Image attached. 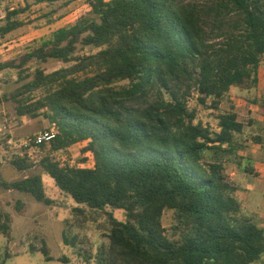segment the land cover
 <instances>
[{
	"label": "trees",
	"instance_id": "trees-1",
	"mask_svg": "<svg viewBox=\"0 0 264 264\" xmlns=\"http://www.w3.org/2000/svg\"><path fill=\"white\" fill-rule=\"evenodd\" d=\"M30 1L62 0H24V10H11L2 20L1 37L24 25L17 16ZM88 6L50 39L27 47L18 59L0 61V73L16 69L20 83L0 104L11 100L19 117H42L58 130L39 146L48 150L37 164L25 153L11 165L40 168L72 200L77 216L105 217L108 242L85 253L87 264L262 261L264 227L243 214L240 187L226 166L243 147L238 138L245 125L235 112L220 115L218 132L195 124L188 99L195 92L217 108L232 87H257L264 0H88ZM86 48L95 51L79 53ZM51 60L70 65L51 73L25 71L29 62ZM42 89L45 94L34 97ZM80 143L93 167L55 160L54 153ZM207 152L214 158L204 163ZM0 190L53 203L38 174L14 181L0 174ZM167 210L175 219L169 229L162 222ZM0 232H10L2 213ZM37 251L54 260L47 247Z\"/></svg>",
	"mask_w": 264,
	"mask_h": 264
},
{
	"label": "rangeland",
	"instance_id": "rangeland-1",
	"mask_svg": "<svg viewBox=\"0 0 264 264\" xmlns=\"http://www.w3.org/2000/svg\"><path fill=\"white\" fill-rule=\"evenodd\" d=\"M25 6L24 0H0V25H4L2 20L5 19L7 12L14 9L24 10ZM88 9V0H62L52 5L34 4L30 1V8L17 16L24 25L5 37L0 36V61L18 59L27 47L50 39L55 30L75 23ZM94 51L92 48H86L79 53L89 54ZM69 65L54 60L38 64L33 61L28 63L25 71H33L40 67L46 73H51ZM18 78L19 73L16 69H7L0 73L2 99L9 97L20 85ZM45 91L46 89H42L33 95L38 98L44 95ZM254 91L233 88L217 108L213 99L210 98L203 103L198 94L193 92L188 99V108L195 115V124L208 126L215 132L219 131V117L222 114L235 112L244 123V132L238 138L243 147L237 156L227 159L226 166L228 173L241 186L240 193H236V196L244 206L243 214L253 217L264 227V165L260 164L258 168H253L255 174L250 175L254 178L260 176L256 180L242 178L240 172L241 168L250 166L248 160H257L259 165L258 158H264V149L257 150L256 141H253L257 136L262 137L264 146V123L259 120V115L264 113V102L261 103L262 106L258 104V100L253 103L256 95ZM49 130L58 134V130L42 117L35 119L19 117L15 102L6 100L0 104L2 178L14 181L34 174L41 175L47 194L53 200L51 205H45L29 195L14 190H0V213L7 216L10 222L9 235L5 236L0 232V264H87L84 259L85 253H96L102 244L108 242L104 227L107 223L102 214L88 212L85 216H77L72 200L62 195L51 178L40 168L18 171L11 165L10 162L15 156L23 157L25 153L37 164L48 148L43 150L33 145H28L29 149L24 148L37 134ZM85 146L86 143H80L56 152L55 160L61 166L91 168L94 165L93 157L89 153H83ZM213 158L212 153L207 152L206 155L204 153L203 162H209ZM262 158L260 160H263ZM243 159L246 160L243 162ZM114 213L122 218L119 212ZM162 222L164 227L169 229L175 222L174 212L165 211ZM65 233L68 235V243L64 241ZM43 247L48 248L49 255L54 258L53 261L47 262L40 251L32 252L33 249L39 250ZM61 258H66L67 261H59Z\"/></svg>",
	"mask_w": 264,
	"mask_h": 264
},
{
	"label": "crops",
	"instance_id": "crops-1",
	"mask_svg": "<svg viewBox=\"0 0 264 264\" xmlns=\"http://www.w3.org/2000/svg\"><path fill=\"white\" fill-rule=\"evenodd\" d=\"M263 65H264V63H262L261 64V66H260V68H259V75H258V84H257V87H255V88H251V89H248V88H243V87H232L231 88V90L233 89V88H236V89H242V90H245V91H254L253 93L254 94H256L255 96H254V98H253V103H256V101L258 100V104H261V103H263L264 102V74H263ZM230 90V91H231ZM230 91H229V93H230ZM252 101V100H251ZM252 103V104H253ZM251 104V105H252ZM260 106H262V104L260 105ZM260 110H261V108H260ZM263 112V111H262ZM259 120L260 121H263V123H264V113H262L261 115H259ZM263 126H264V124H263ZM259 137V136H258ZM260 138H262V137H260ZM262 142H263V139H262V141H260V142H256L255 144L257 145V150H263L264 148V146H263V144H262ZM260 158H262V157H260ZM260 158H258L259 159V161H260V163H259V165H257V160H252V159H250V160H248V163H249V165L251 166H248V165H246L245 167H243V168H241L240 170V172H241V174H242V178H246V177H248V178H250V179H254V180H256V179H258V178H254L253 176H251L252 174L254 175L255 174V172H254V169L253 168H255V167H259L260 166V164L261 165H264V158H262L263 160H260ZM246 159H243V162L245 161ZM256 169V168H255ZM247 174V175H246ZM251 174V175H250ZM231 176V175H230ZM236 181V180H235ZM237 182V181H236ZM238 184V183H237ZM239 185V184H238ZM239 187H240V189H241V186L239 185ZM240 189H239V191L237 192V193H240ZM239 199V198H238ZM239 201L241 202V200L239 199ZM244 206L242 205V208H243ZM264 264V259L262 260V261H260V262H258L257 264Z\"/></svg>",
	"mask_w": 264,
	"mask_h": 264
},
{
	"label": "built area",
	"instance_id": "built-area-1",
	"mask_svg": "<svg viewBox=\"0 0 264 264\" xmlns=\"http://www.w3.org/2000/svg\"><path fill=\"white\" fill-rule=\"evenodd\" d=\"M56 137V133L53 130L40 132L26 145H33L39 147L43 144H49Z\"/></svg>",
	"mask_w": 264,
	"mask_h": 264
}]
</instances>
